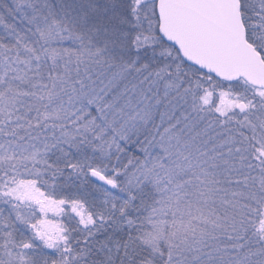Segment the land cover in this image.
Listing matches in <instances>:
<instances>
[{
	"label": "snow or ice",
	"instance_id": "6c2138e0",
	"mask_svg": "<svg viewBox=\"0 0 264 264\" xmlns=\"http://www.w3.org/2000/svg\"><path fill=\"white\" fill-rule=\"evenodd\" d=\"M0 264H264V0H0Z\"/></svg>",
	"mask_w": 264,
	"mask_h": 264
}]
</instances>
